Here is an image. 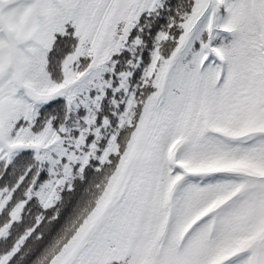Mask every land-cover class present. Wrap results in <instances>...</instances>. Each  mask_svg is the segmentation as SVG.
I'll list each match as a JSON object with an SVG mask.
<instances>
[{"label":"snow or ice","instance_id":"snow-or-ice-1","mask_svg":"<svg viewBox=\"0 0 264 264\" xmlns=\"http://www.w3.org/2000/svg\"><path fill=\"white\" fill-rule=\"evenodd\" d=\"M0 264H264V0H0Z\"/></svg>","mask_w":264,"mask_h":264}]
</instances>
